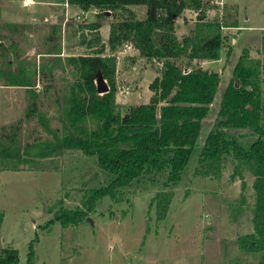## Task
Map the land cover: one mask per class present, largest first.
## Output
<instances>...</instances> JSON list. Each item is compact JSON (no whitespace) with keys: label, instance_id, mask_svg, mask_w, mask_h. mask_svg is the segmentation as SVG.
I'll return each instance as SVG.
<instances>
[{"label":"rangeland","instance_id":"rangeland-1","mask_svg":"<svg viewBox=\"0 0 264 264\" xmlns=\"http://www.w3.org/2000/svg\"><path fill=\"white\" fill-rule=\"evenodd\" d=\"M30 1L0 0V148L19 154L0 163V248H16L17 264H27L29 242L37 235L33 264H256L261 251L239 248L240 239L254 231L252 169L247 164L236 170L237 161L226 154L210 168L200 150L206 133L218 128L220 99L238 57L246 50L254 61L263 58L264 0H203L206 20L222 23L223 44L218 59L194 58L188 67L215 71L220 81L180 178H168L169 167L148 169L119 187L115 198L102 197L80 224L56 221L49 228L43 225L55 211L82 206L88 191L114 176L98 167L95 155L80 149L47 151L66 128L88 133L99 123L88 116L69 125L67 97L81 78L78 66L67 59L111 51L101 46L98 29L86 27L98 9L62 16L59 7L68 0ZM131 6L138 18L144 16ZM106 14L110 22L126 15L119 10ZM196 14L186 8L176 17L179 40L194 36ZM124 43L115 51L114 110L120 114L138 104L140 96L148 102L153 94L148 83L161 73V61L140 56L131 43L124 49ZM186 61L185 55L177 58L183 69ZM16 75L32 78L34 85L7 84ZM259 80L264 110V70ZM32 100L37 111L28 114ZM226 132L244 146L256 138L247 128Z\"/></svg>","mask_w":264,"mask_h":264},{"label":"trees","instance_id":"trees-1","mask_svg":"<svg viewBox=\"0 0 264 264\" xmlns=\"http://www.w3.org/2000/svg\"><path fill=\"white\" fill-rule=\"evenodd\" d=\"M83 10L98 9L99 16L105 11H124L125 16L111 21L107 44L110 54L79 55L67 60L78 66L81 81L70 88L66 102V118L70 126L86 117L96 118L98 126L90 132H76L66 128L61 136L53 138L47 151L77 148L86 155H95L100 169L114 176L108 184L88 191L82 206L61 208L53 213L43 225L49 228L56 221L61 226L78 225L85 220L97 202L104 196L115 198L117 189L129 184L148 169L157 171L169 167L171 180L179 179L193 149L197 146L205 118L219 85V74L191 67L190 61L218 59L223 44L222 23L217 18L206 20L203 0H68ZM144 5V16L138 18L130 5ZM197 11L194 36L180 40L174 33L176 17L184 9ZM234 25V24H233ZM99 23L86 27L98 29ZM99 32H97V36ZM129 41L140 56L161 61V73L148 87L153 91L146 103L127 107L123 114L114 110L116 50ZM263 58L254 61L244 50L238 57L220 99L218 128L209 130L203 140L200 154L215 168L221 155L233 156L236 170L249 164L254 176L255 203L253 233L240 239L241 250L261 251L258 264H264V116L261 101L259 71L264 70ZM185 55L184 64L177 58ZM100 72L107 80L108 91L98 93L95 80ZM7 84L34 85L32 78L17 75ZM28 114L37 111L32 100ZM247 128L256 134L248 146L226 129ZM18 151L10 147L0 148V163L4 158L17 157ZM2 165H5L2 163ZM162 214L159 213V216ZM3 212H0V224ZM35 235L28 245L27 264H33ZM18 250L14 247L0 248V264H17Z\"/></svg>","mask_w":264,"mask_h":264},{"label":"crops","instance_id":"crops-1","mask_svg":"<svg viewBox=\"0 0 264 264\" xmlns=\"http://www.w3.org/2000/svg\"><path fill=\"white\" fill-rule=\"evenodd\" d=\"M27 2H31L30 0H26ZM27 2H25V0H24V4L26 5V3ZM232 2H235L234 0L232 1ZM57 3H59V4H63V0H61L60 2H57ZM236 3V2H235ZM130 8H132V9H134V6H129ZM135 7H138V8H141L143 11H145V7H143V6H140V5H137V6H135ZM60 11H61V13H62V16L64 15V16H71V15H75V14H79L80 12H82V10L78 7V6H76L75 4H72V3H69L68 2V4L67 5H61L60 7ZM95 9H89V10H86L87 11V14L89 13V12H93V13H95V11H94ZM144 13V12H143ZM103 16V17H102ZM102 16H99V14H96V16H93V15H89V21H88V23L89 22H97V23H99V27H98V32H99V35L101 36V46L102 47H104V50H106V49H109L108 48V44H107V39H108V33H109V24H110V20H108V19H110V17H108L107 16V14L104 12L103 13V15ZM105 16H107V19H103ZM233 26H235V25H233ZM232 25H229V27H233ZM237 27H238V25H236ZM235 26V27H236ZM236 39H235V37H233V39H232V41L234 42ZM231 41V42H232ZM88 54H91V53H88ZM94 54H95V52H94ZM80 55H87V54H80ZM79 56V55H78ZM119 56V55H118ZM117 58V57H116ZM120 57H118V59H119ZM120 61V60H119ZM126 66V62L123 64V65H121V67L123 68V67H125ZM121 67H119V68H121ZM118 68V69H119ZM155 77V76H154ZM150 83V82H149ZM149 83H148V85H149ZM149 97V96H148ZM140 100H142V102H146L145 100H144V98L143 97H139V100H138V102L140 103ZM141 102V103H142ZM138 103V104H139ZM130 106V105H129ZM251 252H254V251H251ZM261 255H262V252H261V254H260V256L258 257V259H257V263L256 264H258V262H259V260H260V258H261Z\"/></svg>","mask_w":264,"mask_h":264},{"label":"water","instance_id":"water-1","mask_svg":"<svg viewBox=\"0 0 264 264\" xmlns=\"http://www.w3.org/2000/svg\"><path fill=\"white\" fill-rule=\"evenodd\" d=\"M106 13H109V11H105ZM96 91L98 93H104L106 91H108V85L107 83L103 80V76L101 75L100 72L97 73V78H96ZM142 102V100H140V103Z\"/></svg>","mask_w":264,"mask_h":264},{"label":"built area","instance_id":"built-area-1","mask_svg":"<svg viewBox=\"0 0 264 264\" xmlns=\"http://www.w3.org/2000/svg\"><path fill=\"white\" fill-rule=\"evenodd\" d=\"M129 44H130L129 41L125 42V43H124V49H125V48H129V47H131ZM120 52H121V51H120ZM116 57H117V56H116Z\"/></svg>","mask_w":264,"mask_h":264}]
</instances>
